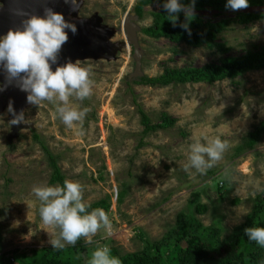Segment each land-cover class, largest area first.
<instances>
[{"label": "rangeland", "instance_id": "rangeland-1", "mask_svg": "<svg viewBox=\"0 0 264 264\" xmlns=\"http://www.w3.org/2000/svg\"><path fill=\"white\" fill-rule=\"evenodd\" d=\"M77 1L81 6L72 19L97 14L114 31L113 43L127 40L124 24L127 17L135 19L130 23L139 29V76L220 64L245 49L264 50V18L244 24L236 21L232 10L196 12L206 21H231L218 39L219 45L228 48L225 52L143 33L153 24L152 14L160 11L159 5L145 6L139 19L134 8L140 0ZM239 12L264 15V6ZM80 62L90 70L93 92L82 102L72 97L70 103L90 109L84 136L63 124L55 104L44 101L27 102L22 124L32 127L21 128L10 138L7 96L0 97V258L23 262L26 256L52 248L50 240L58 229L43 224L41 204L32 191L35 186L57 185L50 182L52 169L43 147L58 157L65 180L83 186L87 203L110 198L111 234L101 229L92 243L83 237L77 241L87 250L77 254L85 264L97 247L108 246L118 257L147 251L148 244L158 243L177 226L180 215L210 229L222 242L231 239L258 211L257 199L264 196L256 187L259 182L264 188V133L253 148L235 151L264 122V69L213 83L151 86L132 82L136 66L130 45L113 59ZM138 105L152 125H158L163 114L173 118L174 124L142 138ZM216 137L229 144L223 158L206 174L185 170L189 146ZM194 194L205 211L197 212L191 203Z\"/></svg>", "mask_w": 264, "mask_h": 264}, {"label": "clouds", "instance_id": "clouds-1", "mask_svg": "<svg viewBox=\"0 0 264 264\" xmlns=\"http://www.w3.org/2000/svg\"><path fill=\"white\" fill-rule=\"evenodd\" d=\"M249 0H227L225 7L232 11L245 9ZM195 0L184 5L181 0H164L163 8L169 20L176 26L179 13L186 17L194 13ZM180 27L191 34L188 22ZM77 31L76 26L65 20L60 13L47 9L43 17L33 15L24 21L22 30H9L0 37V66L13 79L20 80V88L28 93L27 101L39 105L44 101L56 105V113L69 129H76L78 136H84V121L90 111L85 107H73L70 98L84 101L91 97L93 80L88 68L81 62H68L52 70L68 33ZM24 74V75H21ZM224 107V105H223ZM7 111L13 115L12 125L25 122L23 112L16 114L10 102ZM229 148L227 141L219 137L197 140L189 146L188 163L185 170L195 169L196 173L206 174ZM256 187L260 191L259 182ZM33 194L40 202L39 214L43 224L58 229L55 238L50 240L53 249L61 250L68 245L75 246L82 237L92 243V237L104 229L111 234L112 222L102 208L92 210L84 200L83 186L74 181L65 180L63 185H41L33 188ZM244 234L249 241L264 247V227H247ZM88 264H122L118 256L112 255L108 246L97 247L91 254Z\"/></svg>", "mask_w": 264, "mask_h": 264}, {"label": "trees", "instance_id": "trees-1", "mask_svg": "<svg viewBox=\"0 0 264 264\" xmlns=\"http://www.w3.org/2000/svg\"><path fill=\"white\" fill-rule=\"evenodd\" d=\"M227 0H195L194 13L186 17L184 12L179 13V20L174 27L169 20L168 13L163 8L164 0H140L134 11L140 19L143 16V9L148 5H159L160 11L154 12L153 24L142 29L143 33L156 39L165 38L174 43H186L191 47L207 46L228 51L223 44L218 43L222 31L231 22L223 18L217 22L201 19L196 12L213 11L224 13L229 11L225 7ZM184 5H190L191 0H181ZM264 6V0H249L251 9ZM236 12V21L248 23L250 21L264 18V15ZM188 22L191 34L180 27V24ZM264 69V50L245 49L235 57H229L220 64H206L202 67L166 69L157 77L137 76L132 82L142 85L167 86L170 84L185 83H213L224 79H234L256 70ZM141 123L144 126L142 138L149 133L166 129L174 124V119L167 114L161 116L158 125H152L149 116L138 105ZM264 133V122L252 133L246 141L235 151L238 154L242 149H250L255 146L261 134ZM36 138H38L36 136ZM43 150L49 160L52 169L51 184L63 185L65 178L58 166V157L53 155L46 147ZM191 203L195 205L197 212L205 211L206 207L199 202L198 194L193 195ZM122 193L117 202H121ZM111 206L110 198L91 204V209L102 208L108 213ZM257 212L251 215L249 221L236 231L231 239L220 241L213 235L214 232L202 227L192 218L180 215L177 226L155 244H148L147 251L134 252L119 257L122 264H264V247L258 246L255 242L249 241L244 234L247 227H264V196L257 199ZM213 234H212V233ZM81 242V241H80ZM87 252L80 243L75 246H67L61 250L44 248L31 256H26L23 262L15 259L5 260L0 258V264H85L77 258V254ZM112 255L117 256L114 251Z\"/></svg>", "mask_w": 264, "mask_h": 264}, {"label": "water", "instance_id": "water-1", "mask_svg": "<svg viewBox=\"0 0 264 264\" xmlns=\"http://www.w3.org/2000/svg\"><path fill=\"white\" fill-rule=\"evenodd\" d=\"M0 37L7 34L9 30H22L24 21L33 15L43 17L47 9H51L54 12L60 13L64 16L65 20L76 26L77 31L72 33L70 30H66L68 33V40L63 44L60 52L57 56L56 64H52V70L55 71L56 67L63 66L68 62H76V58H79V54L85 51H90L92 59L110 60L113 59L116 53L126 46L133 47V56L135 60L136 71L134 76L140 75V58L141 51L137 41L138 27L134 23H130L131 20H135L133 17H127L124 28L127 30L128 41H122L113 43L110 39L114 35V31L108 28L102 23V19L95 14L87 19L73 20L78 14V10L81 6V1L75 2V0H0ZM69 7V9H67ZM69 10V11H68ZM128 26L130 30L128 31ZM109 48L106 51V55L101 56L99 53L104 48ZM101 49V50H100ZM86 53L84 57L80 59H86ZM24 75V74H21ZM0 97L2 95H9L8 105L11 102L14 106L15 113L22 112L23 107L27 104L28 93L22 91L20 88V80L10 78L8 73L4 70L3 66H0ZM4 88H6L4 90ZM3 104V103H2ZM0 106V111L3 106ZM10 121L13 119L12 114L9 116ZM31 125H24L22 123L12 125L11 135L12 138L17 130L31 128Z\"/></svg>", "mask_w": 264, "mask_h": 264}, {"label": "bare ground", "instance_id": "bare-ground-1", "mask_svg": "<svg viewBox=\"0 0 264 264\" xmlns=\"http://www.w3.org/2000/svg\"><path fill=\"white\" fill-rule=\"evenodd\" d=\"M67 9H69V7H68ZM69 10H70V9H69ZM69 10H68V11H69ZM129 30H130V27L128 26V31H129ZM126 38H127V34H126ZM124 41L127 42V41H128V38H127V40H124ZM100 50H101V49H100ZM105 50H109V48H106V47H105L104 49H102V50L99 52V53L101 54V56L106 55V51H105ZM85 53L87 54V55H86V57H87L86 59L91 58L92 55H90V54H92V53H90V51H85V52L80 53V54L78 55L79 58H76V62H77V61H81V60H85V59H82V58L80 59V57H84V54H85ZM101 58H103V57H101ZM91 59H92V58H91ZM0 83H1V82H0ZM5 89H6V88H4V90H5ZM6 90H7V89H6ZM6 90H5V91H6ZM8 94L10 95V93H8ZM12 105H13V104H12ZM13 106H14V105H13ZM13 108H14V107H13ZM14 110H15V109H14ZM12 116H13V115H12Z\"/></svg>", "mask_w": 264, "mask_h": 264}, {"label": "flooded vegetation", "instance_id": "flooded-vegetation-1", "mask_svg": "<svg viewBox=\"0 0 264 264\" xmlns=\"http://www.w3.org/2000/svg\"><path fill=\"white\" fill-rule=\"evenodd\" d=\"M2 5V4H1ZM0 88H1V83H0ZM2 96H7V103H8V98H9V95H2ZM1 96V97H2ZM2 101V98H0V106H1V104L3 103V101ZM8 105V104H7ZM2 106H3V104H2ZM4 108H6V107H4ZM2 110H3V108H2ZM9 116H10V114H9Z\"/></svg>", "mask_w": 264, "mask_h": 264}]
</instances>
